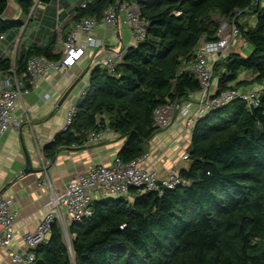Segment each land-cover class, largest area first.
<instances>
[{
	"label": "trees",
	"instance_id": "obj_1",
	"mask_svg": "<svg viewBox=\"0 0 264 264\" xmlns=\"http://www.w3.org/2000/svg\"><path fill=\"white\" fill-rule=\"evenodd\" d=\"M121 1L138 5L146 36L126 49L113 71L102 64L90 69L72 124L44 147L49 162L62 148L88 145L89 133L103 129L125 139L117 154L123 163L147 153L161 131L155 110L196 98L199 81L189 67L200 41L216 34L214 16L241 20L240 34L250 50L243 55L231 48L219 59L209 58L215 93L264 83L260 1L86 0L85 7H75L71 22L75 26L88 17L100 22ZM10 2L20 18L4 17ZM55 4L0 0V41L4 36L13 43L25 26L37 28L32 43L18 45L19 73L32 57L62 59L58 31L65 41L71 30L62 24L56 30ZM11 69L12 57L0 51V71ZM187 152V166L179 167L182 185L146 193L132 188L130 198L94 201L90 218L69 225L70 242L54 224L49 239L33 250L31 264H264V92L257 107L236 99L198 118Z\"/></svg>",
	"mask_w": 264,
	"mask_h": 264
},
{
	"label": "built area",
	"instance_id": "obj_2",
	"mask_svg": "<svg viewBox=\"0 0 264 264\" xmlns=\"http://www.w3.org/2000/svg\"><path fill=\"white\" fill-rule=\"evenodd\" d=\"M57 1V11L60 1ZM261 3L264 0H257ZM82 7L86 3L81 4ZM120 11L125 12L126 22L131 29V44L136 45L146 36L147 22L141 17L139 7L134 2L121 1L117 6L109 8L104 15V23L114 25L118 20ZM56 30L60 28L59 13L56 16ZM241 22V20H239ZM235 17L228 19L220 17L218 28L213 40H201L195 49V61L189 70L199 81L200 89L196 98L186 101H175L155 110L154 120L158 128L168 129L179 117L185 122V131L191 135L196 120L207 112L227 105L233 100L239 99L251 108L260 103V96L264 92V83L253 88L227 90L220 94L215 93L213 86V68L209 65V58L217 56L218 59L235 46L246 47L247 43L241 36L238 22ZM254 21V18L253 20ZM99 27V21L88 17L78 22L67 38L62 43V59L50 62L44 57H32L28 60L26 69L19 73L15 68V57L18 45L6 43L0 47L3 55L11 56L13 69L0 71V140L13 127H19L20 122L15 117L17 102L28 95L35 87L37 81L48 71H60L75 66L86 57L89 51L102 47L99 39L95 38V31ZM5 41V37L1 36ZM19 41V40H18ZM13 44V45H12ZM238 44V45H237ZM12 45V46H11ZM126 49L118 50L108 55L102 65L111 71L121 62ZM77 103L67 110L65 124L61 131H65L72 124L76 115ZM108 129L91 131L89 143L97 144L105 140ZM149 153L139 158L123 163L118 157L110 165H93L87 172L79 174L65 184L63 191L54 189L48 176L45 174L39 179L41 187L48 195V210L43 219L33 232L25 233L22 237L28 248L26 254L11 250L14 240V224L18 214L11 208V200L0 196V249L8 255L7 264H31L35 255L33 250L46 242L51 234L54 224L60 226L63 235L68 232L70 224H81L85 219L93 215V202L107 197H128L130 190L136 188L141 193L161 192L163 189H174L183 184L179 167H175L165 175H160L155 170H149L143 166ZM181 159H188L187 150L181 155ZM45 167V166H44Z\"/></svg>",
	"mask_w": 264,
	"mask_h": 264
},
{
	"label": "crops",
	"instance_id": "obj_3",
	"mask_svg": "<svg viewBox=\"0 0 264 264\" xmlns=\"http://www.w3.org/2000/svg\"><path fill=\"white\" fill-rule=\"evenodd\" d=\"M83 2L86 0L60 1L59 9L57 11L55 8V13L56 16L59 13L63 27L69 25L68 29L72 30L73 11ZM262 5L264 6V1ZM9 6L10 12L5 13L4 17L20 18L21 13L17 5L10 2ZM39 8L45 10L44 5H39ZM25 28L26 26L21 32L22 37L19 35L16 39L15 46L19 43L29 45L38 37L35 35L36 27L26 30ZM58 35V49L61 51L63 41L60 31ZM94 35L101 41L102 47L89 51L86 57L71 68L50 70L41 77L36 87L17 102L15 117L19 120L20 126L11 128L0 140V196L11 200L10 206L18 214L13 228L14 240L11 250L21 254L28 252L22 240L23 235L35 231L48 210V195L39 187V179L46 174L54 189L61 192L68 181L87 172L91 166L98 164L110 166L125 143V139L108 132L106 139L100 143H89L81 148H62L52 162L44 157V147L62 130L67 110L78 102L88 86L90 69L101 64L111 53L133 46L131 29L123 11L119 12L114 25L100 21ZM233 49L243 55L250 51L248 47L239 45ZM184 125L183 118L179 117L168 129H161L151 139L147 148L149 157L143 164L145 168L165 175L175 167L187 166L181 159L190 143V133L185 131ZM26 153L30 156L36 172L21 175L26 166ZM7 262L6 251L0 249V264Z\"/></svg>",
	"mask_w": 264,
	"mask_h": 264
},
{
	"label": "water",
	"instance_id": "obj_4",
	"mask_svg": "<svg viewBox=\"0 0 264 264\" xmlns=\"http://www.w3.org/2000/svg\"><path fill=\"white\" fill-rule=\"evenodd\" d=\"M65 97L62 99V101L60 102V105L62 104V102L64 101ZM26 166L23 169V171L21 172V175H28L30 173L36 172V170L34 169V167L32 166V160L30 158V156L26 153ZM75 225H79L78 223H75Z\"/></svg>",
	"mask_w": 264,
	"mask_h": 264
},
{
	"label": "rangeland",
	"instance_id": "obj_5",
	"mask_svg": "<svg viewBox=\"0 0 264 264\" xmlns=\"http://www.w3.org/2000/svg\"><path fill=\"white\" fill-rule=\"evenodd\" d=\"M148 1V0H147ZM10 6L7 8V10L5 11V13L6 14H9V12H10ZM215 17V19L217 20V21H219L220 20V17H218V16H214ZM10 19H13V18H10ZM3 45H6V41H3V40H1L0 41V47H2ZM185 148V147H184ZM184 150V149H183ZM71 238H72V236L70 235V233L69 232H66L65 234H64V239H65V241L67 242V243H69L70 242V240H71Z\"/></svg>",
	"mask_w": 264,
	"mask_h": 264
}]
</instances>
